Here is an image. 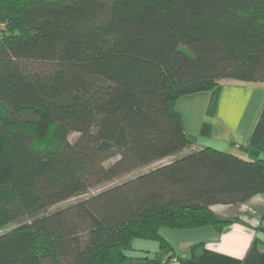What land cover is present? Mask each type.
Instances as JSON below:
<instances>
[{
    "label": "trees",
    "instance_id": "trees-1",
    "mask_svg": "<svg viewBox=\"0 0 264 264\" xmlns=\"http://www.w3.org/2000/svg\"><path fill=\"white\" fill-rule=\"evenodd\" d=\"M223 78L264 81V0H0V264H168L126 253L264 193V158L186 151L176 102Z\"/></svg>",
    "mask_w": 264,
    "mask_h": 264
},
{
    "label": "crops",
    "instance_id": "crops-1",
    "mask_svg": "<svg viewBox=\"0 0 264 264\" xmlns=\"http://www.w3.org/2000/svg\"><path fill=\"white\" fill-rule=\"evenodd\" d=\"M198 95L209 98L210 103H195ZM191 96L195 97L194 104L182 102V97ZM182 97L176 108L192 140L186 151L210 146L246 161L264 158V81L223 78L210 91ZM180 103L186 108L188 105L186 117L178 107ZM210 209L220 222L189 228L161 227L159 233L168 242L169 251L161 250L156 241L146 240L151 244L145 243L142 252L134 254L133 239L127 256L164 261L172 254L176 259L172 264H264V193L235 204H213Z\"/></svg>",
    "mask_w": 264,
    "mask_h": 264
},
{
    "label": "rangeland",
    "instance_id": "rangeland-1",
    "mask_svg": "<svg viewBox=\"0 0 264 264\" xmlns=\"http://www.w3.org/2000/svg\"><path fill=\"white\" fill-rule=\"evenodd\" d=\"M204 93L206 94L208 92H204ZM198 96H199L198 97L199 98L198 102H195V99H193L195 97H193V96L186 97L185 99H184V97H182V100H183L182 102H185L186 104H189V102L191 104H194V102H195V103H198L201 106L204 103V101H206L205 102V105L209 104L210 101H211L209 98L207 100H205L204 97H203V95H198ZM190 100H192V101H190ZM199 105L197 106L198 108H199ZM178 107H182L183 108V109L182 108L181 109L184 111V114H185V117H186L187 114H188L187 111H186V109H188V105H187V108H186L183 103H180ZM201 134H202V132H201ZM174 157L175 156H170V157L164 158V159H162V160H160L158 162H155V163H153L151 165L137 168L136 170H134V171H132V172L126 174V175H123V176H120V177L115 178L113 180L107 181V182L102 183V184H100L98 186L89 188L85 192H82V193H80V194H78V195H76L74 197L68 198V199H66L64 201H61V202L56 203V204H54L52 206H49L46 209V212H51V211H53V210H55L57 208H61V207H64V206H66L68 204H71L73 202H76L79 199L86 198V197L90 196L91 194L96 193L97 191H99V190H101L103 188H106L108 186L117 184V183H119V182H121V181H123V180H125L127 178L134 177V176H136V175H138L140 173H143V172L147 171L148 169H150L152 167H155V166L160 165V164L168 163L169 161L173 160ZM111 160H113V159H111ZM14 225L15 224L12 223V224H8L6 227L7 228H10V227H13ZM149 242L150 241H146L144 239L143 240H141V239H135V244H134L135 250H133L131 253L140 254V252H142L141 247H143L145 243L146 244H151V242L150 243Z\"/></svg>",
    "mask_w": 264,
    "mask_h": 264
},
{
    "label": "built area",
    "instance_id": "built-area-1",
    "mask_svg": "<svg viewBox=\"0 0 264 264\" xmlns=\"http://www.w3.org/2000/svg\"><path fill=\"white\" fill-rule=\"evenodd\" d=\"M174 262H176V259H175L174 257H172V258L170 259V261H169L168 264H172V263H174Z\"/></svg>",
    "mask_w": 264,
    "mask_h": 264
}]
</instances>
